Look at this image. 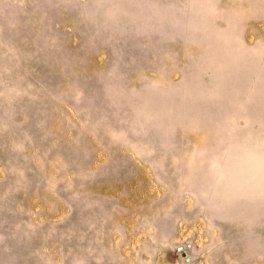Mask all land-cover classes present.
<instances>
[{"label": "rangeland", "instance_id": "374dc122", "mask_svg": "<svg viewBox=\"0 0 264 264\" xmlns=\"http://www.w3.org/2000/svg\"><path fill=\"white\" fill-rule=\"evenodd\" d=\"M0 264H264V0H0Z\"/></svg>", "mask_w": 264, "mask_h": 264}]
</instances>
